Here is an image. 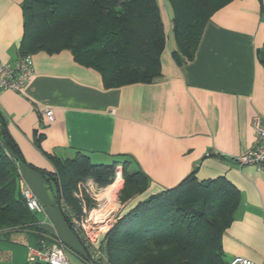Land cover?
<instances>
[{"label": "crops", "instance_id": "1", "mask_svg": "<svg viewBox=\"0 0 264 264\" xmlns=\"http://www.w3.org/2000/svg\"><path fill=\"white\" fill-rule=\"evenodd\" d=\"M22 1L0 0V63L18 56ZM156 1L167 40L161 76L152 82L106 88L100 73L69 50H40L24 89L0 90V116L21 155L18 189H31L42 205L34 213L44 235L78 256L81 245L64 220L57 187L35 169L54 172L49 155L127 159L148 176L143 192L119 201L117 216L191 172L200 180L224 176L238 190L239 205L221 236L223 259L264 264V170L236 161L254 146V122L264 117V0H231L214 11L193 60L180 64L171 55L172 8ZM44 109L52 110V121ZM35 244L28 228L0 231V263L24 264L27 246Z\"/></svg>", "mask_w": 264, "mask_h": 264}, {"label": "trees", "instance_id": "2", "mask_svg": "<svg viewBox=\"0 0 264 264\" xmlns=\"http://www.w3.org/2000/svg\"><path fill=\"white\" fill-rule=\"evenodd\" d=\"M230 1L168 0L176 44L171 55L177 63L193 60L210 16ZM21 7L18 54L67 49L78 63L96 69L106 88L161 76L167 37L156 0H23ZM48 157L54 172L34 168L55 183L64 220L87 255L89 247L70 220L80 210L74 196L78 186L89 178L98 186L111 184L120 166L124 202L147 188L148 176L130 168L127 159L93 163L80 152L73 158ZM17 158L19 150L0 116V230L28 228L37 240L44 231L18 189ZM238 205L239 192L224 176L200 180L191 172L120 215L102 235L101 253L110 264H227L221 236ZM103 261L100 256L94 263Z\"/></svg>", "mask_w": 264, "mask_h": 264}, {"label": "built area", "instance_id": "3", "mask_svg": "<svg viewBox=\"0 0 264 264\" xmlns=\"http://www.w3.org/2000/svg\"><path fill=\"white\" fill-rule=\"evenodd\" d=\"M33 56L32 54H18L14 61H6L0 63V90L9 89L14 92H21L30 81L33 75ZM44 115L48 120H53V112L51 109H44ZM255 144L249 150L242 152L236 156V161L240 165H252L257 170H264V117H259L254 122ZM120 178V171L116 170L112 183L117 178ZM111 183V184H112ZM85 192L88 189L94 191L96 189V200L100 194L109 186H98L92 179H87L82 185ZM80 190V188H79ZM77 196L81 197V191ZM27 208L31 212H40L42 205L38 201L31 189L23 187L20 191ZM95 199V198H94ZM105 199V198H100ZM98 206V204H97ZM85 212V206H83ZM70 220L73 226L81 234L85 246L93 248L94 253L78 254L81 259V264H95L94 260L97 257H102L99 249L100 233L104 230L97 225V221L91 219L90 214L87 216L70 214ZM24 264H70L67 254L66 246L62 241L55 236L44 235L42 238L36 240L35 245L27 246L26 259ZM227 264H256L250 259L243 256H233Z\"/></svg>", "mask_w": 264, "mask_h": 264}, {"label": "rangeland", "instance_id": "4", "mask_svg": "<svg viewBox=\"0 0 264 264\" xmlns=\"http://www.w3.org/2000/svg\"><path fill=\"white\" fill-rule=\"evenodd\" d=\"M91 161L93 163H101L103 161L105 162L106 160H96V159L93 160L92 159ZM117 170L120 171L121 180L118 177L114 181V183H117V185H116V188L114 191V197L112 198V200L107 201L106 199H100V197H98V199L96 200L97 197L96 196L94 197V193L96 194V192H94V191H96V189L94 191H91L90 189H88V192H85L84 188L81 185L78 186V188H80L79 193L81 191V194H82L81 197L77 196V194H74L76 200H78L77 204H79V207H80V210L78 211V213H76L77 215H84V214H86L87 216L89 214L91 215V213H93L94 210H97V209L100 210L101 207L103 206V209L101 211L103 214V216H102L103 218L99 220L97 225L100 226L102 228V230H104V233L107 232V230L116 222V220L119 217V216H117V209L120 207L119 191L122 187L123 179H122V174H121L120 168H118ZM114 183H112L111 185H113ZM108 185L110 186V184H108ZM104 203H106V204H104ZM97 204H98V206H97ZM83 206H85V212L83 211V208H84ZM0 231H3V229ZM104 233H100V234H104ZM100 236H101L100 239H98L99 240V243H98L99 249H101L100 244H102L101 242H102V237H103L102 235H100ZM93 248L94 247H92V246H91V248H88V250H87L88 253H94ZM79 252L85 253V250L81 247V250ZM100 252H101V250H100ZM66 254H67V258H68L70 264H81V259L77 256L75 250L67 248ZM101 258L104 260L103 264H110L109 261L107 260L106 254L102 253ZM0 264H5V263H0Z\"/></svg>", "mask_w": 264, "mask_h": 264}, {"label": "bare ground", "instance_id": "5", "mask_svg": "<svg viewBox=\"0 0 264 264\" xmlns=\"http://www.w3.org/2000/svg\"><path fill=\"white\" fill-rule=\"evenodd\" d=\"M117 183H114L113 185L110 184V186H108L101 194H100V198H105L107 201L112 200V198L114 197V191L116 188ZM108 203V202H107ZM106 204V203H104ZM114 204V203H113ZM102 209L103 206L101 207L100 210H94L93 213H91L90 217L91 219L99 222L100 219H102L103 214H102ZM110 211V210H109ZM107 213V212H106ZM109 213V212H108ZM105 214V213H104ZM112 216V215H111ZM108 217V216H107ZM105 223V222H104Z\"/></svg>", "mask_w": 264, "mask_h": 264}, {"label": "water", "instance_id": "6", "mask_svg": "<svg viewBox=\"0 0 264 264\" xmlns=\"http://www.w3.org/2000/svg\"><path fill=\"white\" fill-rule=\"evenodd\" d=\"M260 58H261L262 60H264V51H261V52H260Z\"/></svg>", "mask_w": 264, "mask_h": 264}]
</instances>
